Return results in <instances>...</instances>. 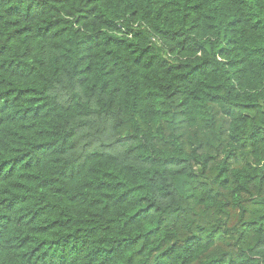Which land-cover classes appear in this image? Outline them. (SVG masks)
Instances as JSON below:
<instances>
[{
	"label": "trees",
	"instance_id": "1",
	"mask_svg": "<svg viewBox=\"0 0 264 264\" xmlns=\"http://www.w3.org/2000/svg\"><path fill=\"white\" fill-rule=\"evenodd\" d=\"M0 264H264V0H0Z\"/></svg>",
	"mask_w": 264,
	"mask_h": 264
}]
</instances>
